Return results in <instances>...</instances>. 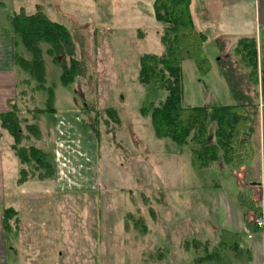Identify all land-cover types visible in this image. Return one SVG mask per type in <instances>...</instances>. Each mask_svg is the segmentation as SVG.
I'll return each instance as SVG.
<instances>
[{"label": "rangeland", "instance_id": "374dc122", "mask_svg": "<svg viewBox=\"0 0 264 264\" xmlns=\"http://www.w3.org/2000/svg\"><path fill=\"white\" fill-rule=\"evenodd\" d=\"M1 1L0 14H8L10 21L15 14L42 13L62 23L66 31L55 53L49 51V41H38L35 55L17 37L20 81L13 109L21 136L16 144L15 136L5 129L9 156L19 160L15 144L34 146L53 167L47 178L59 173L76 178L65 183L64 199L26 202L18 213L7 214L9 224L14 223L21 233L19 249L34 260L31 264H53L46 260L55 264H188L201 254L195 252V241L201 243V250L206 246L209 253L218 252L214 259L225 262L227 254L219 250L214 226L238 234L241 246L252 242L246 239L253 238L255 229L253 221L246 220V205L251 202L246 185L261 184L253 190L264 191L260 90L264 34L256 39L255 74L238 52L246 49L237 47L242 38L253 35L249 23L240 28L215 23L202 32L207 37L200 53L208 65L205 74L199 73L194 58L181 62L182 106L239 102L248 115L244 163L216 162L198 168L193 164L192 146L156 137L151 116L141 111L164 97L157 86L138 81L140 57L164 52L165 24L156 20L154 0ZM217 25L225 26L221 37L216 36ZM73 61L76 76L63 84L62 72ZM49 106L56 114L38 111ZM64 113L78 114L80 129L65 132L59 117ZM32 163L19 160L20 165L9 172L41 178L43 170L39 165L31 169L37 164ZM52 186L34 184L32 192ZM25 187L18 193L29 191ZM257 203L250 204L252 211L262 206ZM254 211L253 219L264 218L261 208L260 215ZM184 238L189 247L184 246Z\"/></svg>", "mask_w": 264, "mask_h": 264}, {"label": "trees", "instance_id": "16d2710c", "mask_svg": "<svg viewBox=\"0 0 264 264\" xmlns=\"http://www.w3.org/2000/svg\"><path fill=\"white\" fill-rule=\"evenodd\" d=\"M189 4L190 0H154L156 20L165 24L161 36L164 52L160 56L145 54L140 57L138 81L146 86H157L164 92V97L158 102L150 103L148 107H143L141 111L151 116V125L156 137L166 138L178 146L186 144L192 146L193 164L196 167H208L216 162L242 165L246 160V147L249 140L246 134L248 115L244 104L238 102L230 105L194 107L181 105V62L187 58H194L201 75L208 69L207 62L200 57L202 44L207 38L205 34L195 30ZM11 25L25 48L35 55L39 54L38 41H49L51 44L49 51L55 53L61 48V42L66 39L63 24L50 20L42 13L27 16L12 15ZM238 46L246 49L238 50V52L240 51L239 54L247 64H251L255 74L257 71L256 39L242 38ZM19 61L21 62L17 54L18 64ZM260 62V90L264 103V52ZM75 63L73 61L69 70H63L60 77L63 84L72 82L76 76L77 64ZM256 82L255 79L254 83ZM50 93L52 95V92ZM13 107L11 106L5 113H0V121L2 127L15 136L17 144L21 133ZM38 111L55 112L50 106ZM80 120L82 122L83 117ZM83 127L88 128L87 125ZM16 144L13 148L21 162L37 163L30 168L35 170L39 165V168L43 170L40 177L50 176L47 171H52L53 167L45 162L44 153L40 149L34 146L18 147ZM256 211H258L256 214L260 215V208ZM255 229L258 228L255 226ZM239 241L237 234L224 229L219 231L220 248L237 250ZM200 245L195 248L200 249ZM216 255V252H212L208 256L214 258Z\"/></svg>", "mask_w": 264, "mask_h": 264}, {"label": "crops", "instance_id": "0c3cea01", "mask_svg": "<svg viewBox=\"0 0 264 264\" xmlns=\"http://www.w3.org/2000/svg\"><path fill=\"white\" fill-rule=\"evenodd\" d=\"M3 6L4 4L0 0V11L3 9ZM213 8H217V10ZM189 10L194 27L197 31L201 30L200 32H205L206 28L214 26L215 23L234 24V28H240L241 24L249 23L250 33L253 34L249 37H254L258 40V37L264 34V0H190ZM7 15L8 14H5L3 16H6L8 20L9 15ZM3 16L0 14V22ZM6 19L3 20L4 23L2 25L0 24V113L9 111L10 107L15 106L18 102L20 81L17 62V36L13 31L10 19L8 21H6ZM217 27L220 28V30H217L219 34L216 36L221 37V34L224 33L223 28L225 26L220 27L217 25ZM56 112L50 114L54 115ZM59 117H62L60 119L62 120L64 130L80 129L78 114L73 115L71 113H64V116ZM6 133L0 121V264H31L34 260H32L30 254L27 255V252L24 254L23 251L19 249L21 233L14 223L9 224L6 219L8 216L7 214L9 213V215H11L14 212V214L18 213V210L22 208V204L26 202L30 203L34 200L45 202V200L49 198L64 199L62 190L64 191L66 187L65 183L71 182V180L75 181L76 178L65 173L55 174L51 178H36L33 176L17 177V175H15L16 171L12 174V170L10 172L9 170L11 168H17V165L20 164L19 160H14L9 156L8 150L10 147L7 140L4 138L7 136ZM55 144L58 148L59 144H57V141H55ZM86 178L92 181L91 178ZM30 179L32 180L29 181ZM48 183H53V186L45 191H37V193L32 192L34 184L48 187ZM26 184L28 185L25 187ZM246 186L251 195L250 204L258 201L256 205L262 204L260 208L263 210L264 214V191L261 190L259 193H256L255 190H253V186L262 187L261 184L252 182ZM23 187L29 191L18 193V190ZM259 200H261V202H259ZM250 204L246 205L247 221H253L252 214L254 213L251 208L252 205ZM214 229L219 237V231L223 228L214 226ZM224 230L230 231L228 229ZM239 238L241 241L240 236ZM246 239L253 240H251V243L246 242L245 246H241L239 241L237 250L229 248L223 249L219 246V250L227 254L225 258H228V260L225 262L218 259L215 260V257L209 258L208 248L206 246L202 250L195 248V246L201 244L199 241H195L193 242V246L196 249L195 252L201 254H198L196 259L188 264H264V226L259 229H254L253 238H250L248 235ZM183 241L184 246L189 247V243H187L185 238ZM226 251H229V253ZM216 253L218 257L219 254L218 252ZM46 262L55 264L54 260H46ZM39 263H41V261H39Z\"/></svg>", "mask_w": 264, "mask_h": 264}, {"label": "built area", "instance_id": "2783aa9c", "mask_svg": "<svg viewBox=\"0 0 264 264\" xmlns=\"http://www.w3.org/2000/svg\"><path fill=\"white\" fill-rule=\"evenodd\" d=\"M253 223L256 227L258 228H262L264 226V218L263 216H260V217H256L253 219ZM250 237V235H249Z\"/></svg>", "mask_w": 264, "mask_h": 264}]
</instances>
